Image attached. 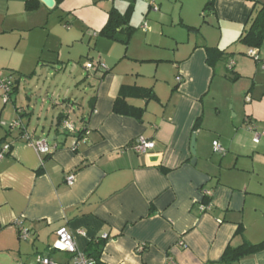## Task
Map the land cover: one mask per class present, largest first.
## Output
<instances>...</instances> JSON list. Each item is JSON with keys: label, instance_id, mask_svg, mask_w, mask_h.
I'll return each instance as SVG.
<instances>
[{"label": "crops", "instance_id": "0c3cea01", "mask_svg": "<svg viewBox=\"0 0 264 264\" xmlns=\"http://www.w3.org/2000/svg\"><path fill=\"white\" fill-rule=\"evenodd\" d=\"M26 1L0 0V27L19 20L26 38L38 32L8 46L3 38L14 31L0 28L1 73L16 83L7 103L0 94V146H10L0 161V264L66 263V255L49 251L59 228L83 254L104 240L98 264H221L228 246L264 242V137L255 145L249 131L253 123L264 132V69L237 42L264 0H213L205 11L208 0H157L158 11L146 0H63L57 8L53 0L51 9L36 0L31 10ZM112 8L139 30L126 51L96 36ZM186 27L198 32L181 38ZM206 47L228 60L210 66ZM258 51L264 62V46ZM77 55L92 66V82L83 81L92 93L88 113L78 125L68 122L70 102L56 93L60 112H47L50 124L30 130L31 99L21 97V85L42 93L37 71L57 73ZM123 86L153 92L154 99H126L144 110L141 121L113 113ZM16 120L32 139H65L39 156L21 132L6 129ZM59 122L75 127L74 151L75 138ZM138 137L153 141V150L136 155ZM213 142L223 154L211 153ZM233 264H264V250Z\"/></svg>", "mask_w": 264, "mask_h": 264}, {"label": "trees", "instance_id": "16d2710c", "mask_svg": "<svg viewBox=\"0 0 264 264\" xmlns=\"http://www.w3.org/2000/svg\"><path fill=\"white\" fill-rule=\"evenodd\" d=\"M63 0H55V8ZM157 1V0H156ZM33 3H36V0L26 1V8L31 10L34 8ZM158 6V5H157ZM213 6V0H208L204 6L203 11L211 10ZM151 7V6H150ZM151 9V8H150ZM188 32H198L197 28L186 27ZM136 30L129 25L128 16L125 13H120L115 8H112L108 13V19L101 31L96 35L99 38H102L107 41L119 43L124 47L126 51ZM242 44L246 50L256 49L260 50L264 46V3H260L256 11L249 17L247 25L243 30V33L239 37L238 41ZM207 54V63L210 66H214L217 62H223L228 60L227 54L225 51H219L216 48H205ZM246 51V53H247ZM246 53L244 54L246 56ZM231 61V60H230ZM227 61V70L229 73H232L233 66L229 69V63ZM231 81H236V77H231ZM16 83L12 89V94L16 91ZM11 94V95H12ZM136 98V99H154L153 92L149 89H142L138 87L123 86L118 93L116 100L114 101L112 111L118 115L134 117L138 121H141L143 116V109L134 108L126 103V99ZM200 120H197L194 129L196 130L199 127ZM60 124L62 122H59ZM58 123V126L60 124ZM258 129V128H257ZM80 138V137H78ZM209 196H205L203 204L207 203ZM242 229L237 230V234H242ZM104 240L98 241L97 243L91 244L89 251L84 253L85 257L91 259L98 264V258L102 252ZM264 250V242L258 244H250L243 241L241 245L237 247L228 246L221 259V264H233L239 260L257 254Z\"/></svg>", "mask_w": 264, "mask_h": 264}, {"label": "rangeland", "instance_id": "374dc122", "mask_svg": "<svg viewBox=\"0 0 264 264\" xmlns=\"http://www.w3.org/2000/svg\"><path fill=\"white\" fill-rule=\"evenodd\" d=\"M161 13L163 14L162 9L160 10V14ZM14 21L17 22L14 27H12L11 25H7L8 23H4L0 27L2 30H6L7 32H9L10 30L14 31L13 34L3 38V40H5V42H2L3 44H7L9 46V44H13L14 42H16L19 39L25 38L24 40H26V41H28L29 39H31V40L35 39V36L37 35L38 32H34V34H30V36H28L26 38V35L23 34V31H21V29H20V28H22V25L20 24V22H18L19 20H14ZM1 22H2V20L0 19V23ZM148 22H149V20H148ZM138 31L139 30H137L136 34L139 33ZM181 31H182L181 32L182 34L180 35L181 38H187V36L189 35V32H187L186 30H184V31L181 30ZM140 35L142 36V34H140ZM191 38H192V41H194L195 37L191 36ZM246 51H245V53H246ZM77 52H78V50H76L74 52V55H76ZM91 54L93 55L94 53H91ZM78 56L79 55H77L74 64H72L71 62L68 63L66 61L67 59L64 58L66 65H65V67L61 66V68L59 69V72H57V73H54V70H48V71H53V73L51 75H49L47 73V71H45V70L42 72L37 71L38 88L42 91V93L38 92V91H35V93H34L32 87H28L29 84H22L21 85L20 90H21V92H23L21 97H23V99H24L23 95H25L27 97H30V99H31L30 115L33 114V116L31 117V121L29 123V129L30 130L36 129L37 125H44L45 122H47V121L49 122L48 124H50V121H51L50 116H47L48 119L46 121L43 119L47 112H50L52 114H57L60 112V109L54 110V108H59L60 105L62 104V101H56V99H57L56 93L59 95L62 94V96L67 97L68 99H66V102L67 101L70 102V104L67 105L69 111L66 112V113H68V117H67V118H69L68 122L75 124V125H78L80 122L81 116L85 117L86 114L88 113L89 108H90V99L92 97V93H91L90 89L87 90L86 83H84L83 81L84 80L86 81L88 79L89 80L88 83L92 82L89 79L90 75L92 74V72H91L92 70H88V69L84 68V66H83L86 62H90V61L85 60L84 58L80 60V57H78ZM81 56L83 57L86 55H85V53H82ZM66 66H67V69H66ZM72 67H74V69H72ZM38 68H40V67H38ZM3 69H5V68H3ZM1 71H3V70L0 69V72ZM76 72H77V75H76ZM23 79H21V80H23ZM25 80L26 79H24L23 81H25ZM22 83H24V82H22ZM244 84H245V82H240L238 89L239 90L242 89L244 87L243 86ZM47 91H48L49 96L46 95ZM246 99L249 101L250 98L246 97ZM50 101L53 104V107L49 104ZM246 103H249V102H246ZM26 105L27 104L24 105L25 109H26ZM242 105L245 106L244 103H242ZM246 105H250V104H246ZM262 111H264V110H262ZM52 119L55 121L56 117H55V119L52 117ZM211 122H213L212 118H211ZM212 124L215 126V122H213ZM212 152L213 151L211 150V153ZM213 154H215V153H213ZM259 159H261V158H259Z\"/></svg>", "mask_w": 264, "mask_h": 264}, {"label": "built area", "instance_id": "2783aa9c", "mask_svg": "<svg viewBox=\"0 0 264 264\" xmlns=\"http://www.w3.org/2000/svg\"><path fill=\"white\" fill-rule=\"evenodd\" d=\"M151 4V9L153 11H158V6L156 4V0H146ZM142 29L146 28V23H143L141 26ZM246 56L251 59L255 63H261V68L264 69V62L260 60L259 57V51L256 49H250L247 51ZM233 66V62L230 61L229 63V69H231ZM86 69H92V66L90 64L85 65ZM14 87V82L10 76L6 77L3 76L0 72V94L1 98L4 103H7L10 100V96L12 93V89ZM4 126V124H3ZM60 128L67 134L72 135L75 138V141L72 145L71 150L76 149V144L78 143L77 139V131L75 127L68 123V122H62L60 125ZM6 129L11 131H18L23 134V137L26 138V142L33 148V150L39 155H48L56 148V144L50 143L45 138H39V139H32L31 137L27 136L25 134V129L21 123V121L16 120L12 121L8 125H6ZM249 131L252 136V143L257 145L262 137H264V132H259L255 124L249 123ZM154 143L153 141L147 140L143 137L136 138L133 143L131 144V150L136 155H144L148 153L149 151L153 150ZM10 149V146L8 144H4L0 146V161L8 154ZM212 150L213 153L217 154H223L224 150L221 148V146L217 142L212 143ZM67 185L71 186L73 184V175H68L66 178ZM205 196H209V194H206ZM207 204L201 205V210L206 211L208 210ZM80 235H84L82 232H79ZM20 235L22 238H26L27 234L25 231H21ZM179 245L183 246L182 243ZM142 247L139 248L141 250ZM49 251L56 254H62L66 255L68 257V260L66 263H57L52 261L49 257H41L38 260V264H95V262L91 259H88L85 257V255L80 252L73 240L72 235L65 229V228H59L55 232V240L52 243V245L49 247Z\"/></svg>", "mask_w": 264, "mask_h": 264}, {"label": "water", "instance_id": "95a60500", "mask_svg": "<svg viewBox=\"0 0 264 264\" xmlns=\"http://www.w3.org/2000/svg\"><path fill=\"white\" fill-rule=\"evenodd\" d=\"M45 7L51 9L54 7V1L53 0H39ZM60 139L64 140V137H52V139L48 140L49 142L53 141H60ZM190 150L191 154L193 156L192 164L195 163V136H192L191 143H190Z\"/></svg>", "mask_w": 264, "mask_h": 264}]
</instances>
